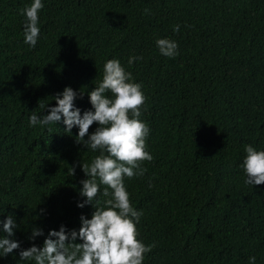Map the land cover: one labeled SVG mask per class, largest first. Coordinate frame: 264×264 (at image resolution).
<instances>
[{"label": "trees", "instance_id": "trees-1", "mask_svg": "<svg viewBox=\"0 0 264 264\" xmlns=\"http://www.w3.org/2000/svg\"><path fill=\"white\" fill-rule=\"evenodd\" d=\"M41 2L33 48L20 14L32 0H0V238L9 215L11 239L24 250L91 219L95 201L77 207L80 165L99 152L77 143L78 128L66 133L62 120L29 119L49 114L66 87L81 115L91 111L89 93L117 59L146 97L140 119L153 160L143 177L124 181L142 212L138 238L155 245L143 264H249L253 256L264 264V185L246 184L242 167L246 145L264 151V0ZM161 38L178 44L175 58L160 54ZM133 56L143 59L129 66ZM34 228L44 235L30 240ZM0 264L35 262L14 250Z\"/></svg>", "mask_w": 264, "mask_h": 264}, {"label": "clouds", "instance_id": "clouds-1", "mask_svg": "<svg viewBox=\"0 0 264 264\" xmlns=\"http://www.w3.org/2000/svg\"><path fill=\"white\" fill-rule=\"evenodd\" d=\"M43 7L41 0H32L30 6L20 10L26 19L24 43L33 48L40 34L38 21ZM173 31L178 32L179 25L174 26ZM156 45L164 57L178 55V44L172 40L161 38ZM142 59L133 56L127 63L131 66ZM141 88L139 83L133 82L131 72L126 71L119 60L110 59L103 66L101 82L89 93L91 111L81 115L74 103L77 93L66 87L55 96L56 106L48 109L49 114L39 118L36 114L30 116V126L56 124L62 120L66 133H70L73 127L78 128L76 142L83 143L92 152H99L90 163L80 165L86 177L80 181V195L85 199L77 204L78 208H83L86 204L93 206L95 201L98 206L91 219L80 217L78 232L61 226L59 231L48 232L42 247L33 245L26 250L11 239L17 225L9 215L3 221L6 237L0 238V257L17 250L20 260L34 261L35 264H143L145 254L150 253L155 245L145 246L138 238L136 224L142 212L132 206L124 183L125 179L143 177L147 172L143 165L153 160L146 145L150 129L140 119L146 101ZM93 124L97 127L89 135ZM244 151V182L252 186L264 185V151H258L252 145H246ZM69 174L74 175L75 169L69 168ZM101 185L104 186L102 193ZM98 196L103 199L98 200ZM43 235L42 229L34 228L30 240ZM77 239L82 242L75 243ZM255 260V256L251 257L249 264H255Z\"/></svg>", "mask_w": 264, "mask_h": 264}]
</instances>
